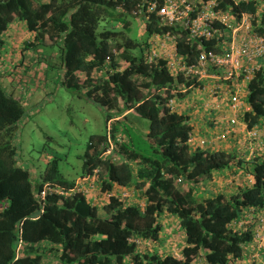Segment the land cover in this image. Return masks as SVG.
<instances>
[{
    "label": "trees",
    "instance_id": "16d2710c",
    "mask_svg": "<svg viewBox=\"0 0 264 264\" xmlns=\"http://www.w3.org/2000/svg\"><path fill=\"white\" fill-rule=\"evenodd\" d=\"M136 1L0 0V62L1 35L11 20L23 21L31 37L22 42L21 50L54 47L57 83L112 110L111 115L105 113V123L121 109L133 108L148 121L145 137L151 146L147 154L135 148L130 127L111 119L112 140L116 132L129 134L128 139L114 140L112 153L117 159L100 156L106 146L104 131L89 135L81 165L83 172L96 168V198H101V204L82 192L66 197L49 193L41 204L36 192L43 182L68 186L73 177H65L54 158L34 181L28 169L17 163L14 133L25 109L20 98L0 84V264H42L50 252L62 264H124L127 258L128 264H235L242 260L247 244H256L264 216V150L243 159L237 150L189 141L193 125L185 109L169 110L160 92L148 91L184 80H175L162 59L147 62L144 37L129 34L130 18L137 19L131 12ZM102 19H114L118 26L103 24L97 29ZM154 29L151 13L143 30L146 34ZM256 30L264 35L263 27ZM178 46L182 51L187 47ZM193 52L187 61L193 59ZM106 57L107 70L100 75L93 69L104 66ZM42 59L46 67L53 63ZM163 93L171 95L166 89ZM244 98L248 108L239 111L237 118L245 130L258 129L254 139L264 142L260 130L264 59L246 83ZM226 167L231 174L238 168L241 173L238 179L229 174L225 191L196 192L200 180ZM248 174L250 183L245 180ZM119 187H130L135 196L129 200L117 194ZM104 191L112 194L106 196ZM163 213L174 219L182 236L176 252L155 246ZM259 247L261 261L253 256L249 264H264V239Z\"/></svg>",
    "mask_w": 264,
    "mask_h": 264
},
{
    "label": "built area",
    "instance_id": "2783aa9c",
    "mask_svg": "<svg viewBox=\"0 0 264 264\" xmlns=\"http://www.w3.org/2000/svg\"><path fill=\"white\" fill-rule=\"evenodd\" d=\"M131 6H136L131 12L138 18L143 29L145 20L150 21L151 13L156 27L143 36L147 45L144 50L146 61L162 59L175 80L178 77L184 80V83L176 81L174 86L151 87L148 91L160 92V99L169 110L180 104L177 100H181L182 96L177 92L205 98L200 105L206 108L220 107V99H226L232 114L226 118L220 135L233 131L239 122V111L248 108L246 102L240 100L245 95V85L264 59V35L256 30V27L264 28V0H139ZM247 6H253V9H248ZM180 43L187 45L183 51L178 50ZM191 51H194L193 59L187 61L191 58ZM119 61L123 62L120 58ZM108 62L106 57L104 66L93 70L104 75ZM165 89L171 95L166 96L163 93ZM105 133L106 146L100 156L116 160L118 156L112 153L114 140H122L123 135L116 132L112 140L109 119L105 125ZM246 134L254 138L259 135V130L251 128L246 130ZM203 142L204 138L198 140V143ZM93 170L77 174L68 186L45 181L36 192L37 198L42 204L45 195L49 193L66 197L82 192L93 201L98 188L96 168ZM119 189L117 194L121 196L127 197L130 194V190L125 187ZM111 194L110 191L104 192L106 196ZM260 220L263 231L264 217L261 216ZM262 231L255 234L259 244L264 239ZM19 245L20 243L17 248Z\"/></svg>",
    "mask_w": 264,
    "mask_h": 264
},
{
    "label": "rangeland",
    "instance_id": "374dc122",
    "mask_svg": "<svg viewBox=\"0 0 264 264\" xmlns=\"http://www.w3.org/2000/svg\"><path fill=\"white\" fill-rule=\"evenodd\" d=\"M130 21L131 25L129 34L139 38L143 37L145 33L140 25V22L133 17L130 18ZM103 24H113L114 26H118V22L114 19H109L108 21H104L102 19L99 21L97 29L102 27ZM53 64H58L56 59L53 60ZM120 64H123V62ZM57 73L58 71L55 67H49L45 73L48 77L47 79L49 80H45V84H42L43 78H39V75L35 77V80L37 81V83L35 81L36 85L39 86L41 84V86L37 88L38 94L35 98L28 99L23 102L25 109L24 114L17 123L14 133L17 163L28 169L31 179L34 178L33 181L42 173L47 165V161H50L49 158H54L58 169L67 178H72L75 174L80 173L83 152L89 135L92 133L104 132L106 121L105 113L109 112L110 115L113 114L112 110H105L98 103H95L78 91L68 89L57 83ZM51 76L53 78H51ZM0 84L7 89L6 85L9 83L5 80L0 82ZM198 98L201 99L200 96H193L192 93L186 95L185 98L191 105L193 104L192 106L190 105L191 109L187 110V114L192 120H197L199 118L198 114L201 110L202 112L206 111V115L209 111H211L209 107L206 108L199 106L201 101H198ZM194 101L196 102L192 103ZM119 104H121V100ZM127 118H129L130 121H121L119 123H123L130 127V130L133 132L132 144H134V147L143 153H151V146L145 137V130L148 124L147 119L136 113L131 114V116L128 114ZM238 121L239 122L236 126H234V130L238 131L240 135H237L234 141L238 140L236 146H239L238 144L241 145L239 146L240 149H238L236 154L244 159L246 155H252V151L248 153L247 149H249V145L245 143L247 142L246 140H248L247 135L246 133H242L245 132V128L243 122L241 120ZM221 122L222 119L219 118L216 120V123L205 122L204 125H201V127L206 125L207 128L209 127L213 129L212 125L215 123L214 127L218 128L221 126ZM203 131L207 130L203 129ZM222 131L223 130H221L219 134ZM212 136L216 137L217 135L213 132ZM204 139L206 140V138ZM254 140L255 143L257 141V145H259V147L262 148L261 150H263L264 142H259L256 139ZM223 141L226 142V139H223ZM221 146L229 149L230 147H236L234 144L230 146L226 143ZM245 147L247 148L246 152L243 151V148ZM253 148H256V146H253ZM261 150L258 149L254 153L258 154ZM230 171L231 170L229 169H221L220 174L215 173L214 176L217 179L221 178L226 180L225 178L231 174ZM206 181L207 179L204 180L203 183ZM185 185V183L181 184L179 188ZM220 185L221 184L219 182L214 186L210 185L208 188L205 185V188L208 190L212 189V191L215 192V189H218ZM223 190L225 191L224 187ZM130 194L135 196L132 192H130ZM129 200H131V198H129ZM95 201H98L96 202V205H100L102 202L100 197L96 198ZM160 219L163 222V227L160 233V239L157 243L155 242V246L169 251H178V245L182 236L178 233V228L174 219L164 213L160 216ZM174 242L178 244H175ZM129 261L130 260L128 258L127 260L125 259L124 264H128ZM42 264L62 263L59 262L54 252H50L46 256H43Z\"/></svg>",
    "mask_w": 264,
    "mask_h": 264
},
{
    "label": "crops",
    "instance_id": "0c3cea01",
    "mask_svg": "<svg viewBox=\"0 0 264 264\" xmlns=\"http://www.w3.org/2000/svg\"><path fill=\"white\" fill-rule=\"evenodd\" d=\"M31 37V33L25 28V24L23 21H19L17 19H13L10 21L8 29L1 35L2 38V45H1V62H0V82L7 80L8 81V85H6V90L10 91L13 95L18 96L21 100V102H25L28 99H32L35 98L38 94L37 92V88H39L41 86V84L38 86L36 85L37 81L35 80V77L39 75V78H43L42 80V84H45V80H49L47 79L48 77L45 75L46 71H47V67L50 66H57L53 63H50L47 67H46V61H44L42 58L46 57L50 62L56 59V51L54 47H39L36 49V51H31V49H27L21 50V45L22 42L24 40H27ZM37 53H40L39 55L41 56L40 59L38 58V63H37ZM35 55V56H34ZM43 55V56H42ZM21 73L20 77L18 73ZM24 74V75H23ZM54 76V75H52ZM51 76V78H53ZM26 77V78H25ZM45 78V79H44ZM36 81V83H35ZM186 95H182V97L180 98L181 100H177L180 101L179 105L177 106H181L182 108L185 109V112L187 113L188 109L190 108V103L188 101H186ZM201 99L198 98V101H203L206 100L205 98H202L200 96ZM243 98V99H242ZM243 102H245L244 100V96L241 97V99ZM196 101L192 102L195 103ZM228 101L225 99H220V107L215 108L211 107V111H209V113L206 115V111L202 110L200 111V113L198 114L199 118L196 120H192L189 118V121L192 123L193 127H192V132L191 135L189 137V141L192 143L197 142L201 137L206 138L205 141H207L209 143V147L210 148H224V149H229L227 147H223L221 146L222 144H228V145H235L238 142V140L234 141L235 137L237 135H240L238 133V131L233 130L230 131L229 133H224V135L220 136L219 132L225 127V123H226V118L228 116H230L232 114V110L230 109L228 103ZM193 105V104H192ZM191 105V106H192ZM176 106V107H177ZM199 106L200 103H199ZM209 109V108H208ZM213 109V111H212ZM206 110V109H205ZM136 113L133 108L129 107V108H125V109H121V111L116 115H112L109 119H117V120H121L123 121H130L129 118H127V115ZM137 114V113H136ZM134 117V116H133ZM189 117V116H188ZM221 118L222 122H221V126L216 128L215 123L216 120ZM262 120V124H263V128L260 130H264V116L261 117ZM225 119V120H224ZM207 122H215L212 128H207V126H203L201 127V125H204V123ZM244 125V123H243ZM256 127V126H255ZM259 127V126H258ZM203 129H206L207 131H203ZM147 130V128H146ZM145 130V131H146ZM209 131V132H208ZM212 132V134H211ZM213 132L217 135L216 137L212 136ZM223 132V131H222ZM221 132V133H222ZM133 133V132H132ZM243 134L246 133L242 132ZM263 134V133H261ZM128 135V136H127ZM247 135V134H246ZM264 135V134H263ZM226 137V138H225ZM234 137V138H233ZM248 137V136H247ZM125 139L129 138V134H126V137L124 136ZM223 139H226V142L223 141ZM246 140L248 145H249V149H247L246 147L243 148V151L246 152V149L248 150V153H250L252 151L255 152L256 150H261V147H259V145H257V141L255 143V140H252L254 138L248 137ZM259 139V137H258ZM239 146L241 144H238ZM256 146V148H253V146ZM239 146L236 147H230V149H234L237 150L240 149ZM252 146V147H250ZM253 149V150H252ZM264 150V149H263ZM261 150V151H263ZM249 156L246 155V157L244 159H248ZM234 168H236L235 165H233ZM225 169H229V168H224ZM221 170H217L214 171L211 175L210 179H207L206 182L203 183L204 180H200L198 182V189H196V192H201L203 193V195H209L212 194L213 191L208 190L207 188L210 187V185H215L216 183L220 182V186L218 187V189H215L216 191H221L223 190V186L224 184H226V181H230V178L233 177L235 179H238L239 174L241 173L240 169H236V171L234 172V174H231L230 178L227 176L224 179L221 178H215V173L220 174ZM233 175V176H232ZM247 177L246 183H250L251 182V178L248 176ZM229 179V180H228ZM218 181V182H217ZM187 185V184H186ZM185 185V186H186ZM205 185L207 186V188H205ZM234 186H236V182H234ZM130 188V187H129ZM196 188V187H195ZM233 188V187H232ZM131 189V188H130ZM133 194V193H132ZM194 194H195V189H194ZM134 196L132 195V197L129 198H133ZM128 198V199H129ZM175 244H178L176 242H174ZM255 242H253L252 244H247L244 248V253H243V258L240 261H236L235 264H249V262H251V260H259L260 259V255H259V246L261 244H259L260 242H256L257 244V248L254 247ZM253 256L255 257L253 259Z\"/></svg>",
    "mask_w": 264,
    "mask_h": 264
},
{
    "label": "clouds",
    "instance_id": "9594fccd",
    "mask_svg": "<svg viewBox=\"0 0 264 264\" xmlns=\"http://www.w3.org/2000/svg\"><path fill=\"white\" fill-rule=\"evenodd\" d=\"M137 19H138V18H137ZM110 120H111V119H109V121H110ZM105 125H106V123H105ZM123 138H124V136H123ZM81 172H83V171L81 170ZM81 172H80V173H81ZM78 174H79V173H78ZM76 175H77V174H75L74 177H75ZM74 177H73V178H74ZM125 188H126V187H125ZM126 189L130 190L129 187L126 188ZM130 192H132V191L130 190ZM132 193H133V192H132ZM130 196H132V195L129 194V195L127 196V198H129ZM263 217H264V216H263Z\"/></svg>",
    "mask_w": 264,
    "mask_h": 264
}]
</instances>
